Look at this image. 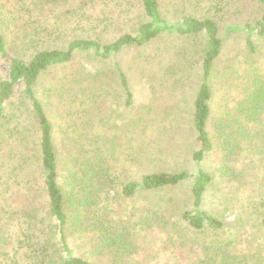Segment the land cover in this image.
<instances>
[{"label":"rangeland","instance_id":"rangeland-1","mask_svg":"<svg viewBox=\"0 0 264 264\" xmlns=\"http://www.w3.org/2000/svg\"><path fill=\"white\" fill-rule=\"evenodd\" d=\"M94 2L95 5L87 11V21L72 19L71 13L66 14L65 9H55L46 16L39 17L40 45L44 48H64L67 42L76 38L97 39L102 44L111 43L118 36L132 32L140 20L141 7L136 0ZM160 2L161 9L171 24L181 21L184 16H208L218 24L223 44L221 56L216 62V70L211 77V111L215 119L225 113L234 114L249 83L252 85L253 80L257 79L260 84H264V38L257 39L253 36L252 41L256 48L250 54L246 47V32L225 35V29L228 26L254 24L260 17L262 8L252 0H242L241 3H231L230 6L219 4L216 0ZM194 43L176 35L164 34L147 46L146 55L150 57L149 60L153 59L152 55L158 53L162 64L158 71H153L155 79L149 80V83H146V78L142 81L140 77L141 66H136L138 59L135 57V50H123L116 56L114 60L122 68L132 95L127 106L125 104L128 94L120 86L112 61L101 60L91 52L77 53L66 67L52 69L43 74L36 87L37 95L44 104L48 100V89L53 88V84L55 90L50 99L52 105H55L54 114L59 115L68 110L75 115L82 108L80 102H83V97L79 95L74 106L67 105V99L71 96L69 90L76 88L74 83L66 84L67 74H76L81 68L94 76L103 71L106 76L104 80L110 83L109 92L113 93V96L107 97L106 105L117 117L114 116L111 121L113 127H108L110 118H106L104 134L108 140L105 147L107 149L110 138L115 137V154L120 159H127V156L132 162H122V170L116 169L119 183L115 181L112 190L118 194L113 205L107 202V210L111 214L116 211L119 219L123 221L126 219L136 223L133 227L130 226L133 235L132 251L117 258L112 255L103 256L96 264H199V261L204 259V241L207 242L206 248L208 242L214 243L215 246L225 245V251L235 258L237 264H264V229L259 226V219L264 216V202L262 205H254V202H259L261 196V199H264V166L260 162L264 157V142L255 146L241 142L245 149L236 153L234 158L232 146L223 145L221 142L218 144V139L215 142V145L218 144L217 149L204 158L203 168L213 179L205 195L202 211L222 221L223 230L196 233L180 219V211L193 209L190 193L192 176L201 166L191 160L193 152L199 149L191 114L195 89L201 77L199 57L193 52L196 44ZM247 56L250 59H247ZM156 63L155 61V65ZM169 67L175 69L172 73L169 70L170 73L165 74ZM111 71L114 75H111ZM6 76L7 65L0 59V79ZM21 89V85L16 87L13 98L5 105L6 117L0 123V204L4 209L0 213L6 217L11 214V209L16 207V201L24 192L22 183H17L18 176L22 175L21 168L24 170L18 155L19 144L23 139V147H27L23 152L29 154L28 148L31 149V145L28 142L37 134V127ZM56 123L55 133L59 141L57 151L64 157L67 150L66 136L62 135L60 126L64 127L67 123L61 118L57 119ZM209 126L211 128V125ZM78 127L79 125H74L68 131L77 142L80 141ZM7 128L18 131L20 136L6 141ZM140 145L143 146L142 154ZM68 148L76 151L77 146ZM65 167L63 164L60 166L63 176L61 183L66 180L65 176L67 177ZM234 170L241 173L238 178L232 174ZM156 172H186L189 177L169 190L151 192L145 199L142 196L121 198L119 184L126 182V179L137 182L143 174ZM40 184L38 180V187ZM116 185L118 187L114 188ZM112 190H103L109 198L108 201L113 198ZM21 207L18 205V208ZM237 209L248 213L242 215V225L236 223ZM14 231L10 233L16 235Z\"/></svg>","mask_w":264,"mask_h":264},{"label":"trees","instance_id":"trees-1","mask_svg":"<svg viewBox=\"0 0 264 264\" xmlns=\"http://www.w3.org/2000/svg\"><path fill=\"white\" fill-rule=\"evenodd\" d=\"M94 1L0 0V59L7 65V76L0 79V123L6 117L5 105L13 98L16 87L21 85V94L37 127L33 140L27 141L31 145V149L28 148L29 154L23 152L27 148L23 147V139L19 144L18 155L24 166V170L21 168L22 175L17 178V183L20 181L24 186L21 199L19 197L14 202L16 207L11 209L8 217L0 213V264H96L103 256L112 255L117 258L132 251L133 235L130 226L133 227L136 222L126 219L123 221L119 219L116 211L111 214L107 210V202L113 205L118 194L112 190L115 181L119 183L116 169L121 171L122 162L126 164L131 159L127 156V159H120L115 154V137H111L109 146L107 149L105 147L108 140L104 134L106 118H110L108 127H113L111 121L115 112L106 105L107 97L113 96V93L109 92L110 83L104 80L106 76L103 71L94 76L81 68L76 74L65 76L67 85L76 84L75 89L69 90L71 96L67 99V105L72 107L78 101L79 95L83 97V102H80L82 108L75 115L68 110L59 115L54 114L55 105H52L50 99L55 90L52 83L53 88L48 89L46 103L43 104L36 92L43 74L52 69L66 67L77 53L91 52L101 60L112 61L120 86L128 94L125 104L127 106L132 95L122 68L114 60L116 56L123 50H135V57L138 59L136 66H141L140 77L142 81L146 78V83H149V80L155 79L153 71H158L162 65L158 53L152 55L153 59L150 60L146 55L147 46L152 42L167 34L198 44L194 43L193 52L199 57L201 77L192 102L191 123L199 149L193 152L191 160L202 168L199 166L196 174L192 176L190 193L193 209L180 211V219L196 233L224 229L222 221L202 211L205 195L213 179L203 168L205 156L217 149L220 142L232 146L234 158L236 153L245 149L241 142L251 143L253 146L264 142V84H260L257 79L244 90V97L238 101L234 114L225 113L218 119L212 116L211 77L216 70L223 44L219 26L213 18L184 16L181 21L171 24L161 9L160 0H136L141 7L139 22L132 32L118 36L111 43L102 44L97 39L76 38L67 42L64 48H44L40 45L39 17L46 16L55 9H65L66 14L71 13L72 19L87 21V11L95 5ZM216 1L229 6L231 3L235 5L242 2ZM252 1L258 3L263 10L256 22L246 23L244 26H228L225 29V35L246 32V47L250 54L256 48L252 41L253 36L257 39L264 38V0ZM247 59L250 57L247 56ZM174 69L169 67L165 74L172 73ZM56 118L67 123L64 127L60 126L62 135L66 136L67 150L64 157L57 151L59 141L55 133ZM74 125H79L78 142L68 132ZM135 126L137 127L136 124ZM5 134L6 141L20 136L18 131L9 128ZM218 139L219 142L215 145ZM5 140L3 141L6 142ZM68 146H77V149L74 151ZM142 148L140 145V154ZM263 160L264 157L260 162L264 166ZM61 164L66 166L64 170L68 172L62 183ZM236 172L234 170L232 174L238 178L241 173ZM242 173L245 177L244 172ZM188 177L186 172L143 174L137 182L126 179V182L119 184L120 195L124 199L140 196L145 199L149 193L169 190ZM38 180L41 182L39 187ZM104 189L112 190V200L108 201L109 198L103 193ZM261 198L254 205H262L264 199ZM18 205L22 207L18 208ZM1 211L4 209L0 204ZM237 212L236 223L242 225V215L248 213H243L242 209H237ZM259 221V226L264 229V216ZM11 231L16 232V235L10 233ZM206 244L204 241V259L199 264H237L235 258L225 251V245L215 246L208 242L206 248Z\"/></svg>","mask_w":264,"mask_h":264}]
</instances>
